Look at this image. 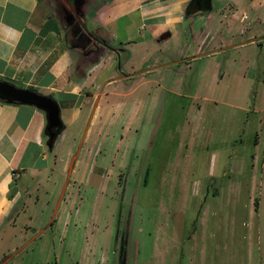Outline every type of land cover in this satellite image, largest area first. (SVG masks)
Masks as SVG:
<instances>
[{"label": "rangeland", "instance_id": "rangeland-1", "mask_svg": "<svg viewBox=\"0 0 264 264\" xmlns=\"http://www.w3.org/2000/svg\"><path fill=\"white\" fill-rule=\"evenodd\" d=\"M134 15L115 39L151 42L146 60L164 64L93 90L100 102L20 178L0 261L17 251L5 264H264V0H210L186 18L210 27L202 55L185 36L153 44L156 27ZM117 67L105 59L102 72Z\"/></svg>", "mask_w": 264, "mask_h": 264}, {"label": "crops", "instance_id": "crops-1", "mask_svg": "<svg viewBox=\"0 0 264 264\" xmlns=\"http://www.w3.org/2000/svg\"><path fill=\"white\" fill-rule=\"evenodd\" d=\"M187 3L188 0H0V80L50 95L60 107L66 130L84 117L85 110L90 111L92 100L100 102L103 98L93 93L95 88L127 80H132L133 86L141 80L135 78L138 72L143 74L164 64L146 60L153 49L151 42L131 36L115 39L118 27L123 29L128 22L132 25L133 13L135 20L139 18L142 24L156 27L151 35L153 44L185 36L193 47L190 55H202L196 44L208 41L202 34L210 27L207 24L193 30L184 24L191 16L186 12ZM75 22L81 28L80 39L71 30ZM138 43L145 46L147 56L140 69H135L130 58ZM79 54L82 60L76 62ZM113 57L118 58V77L102 72L105 59ZM45 126L43 109L0 99V237L11 228L5 220L19 201L25 184L20 178L44 164L48 148Z\"/></svg>", "mask_w": 264, "mask_h": 264}, {"label": "water", "instance_id": "water-1", "mask_svg": "<svg viewBox=\"0 0 264 264\" xmlns=\"http://www.w3.org/2000/svg\"><path fill=\"white\" fill-rule=\"evenodd\" d=\"M0 99L7 101V102L28 103V104H32L38 108L43 109L46 112V126L44 129V133L47 136L46 144L49 149L53 148L56 138L64 129V124L62 123L60 119V107L56 100H54L50 95L39 93L34 89L21 88V87L15 86L14 84L4 81V80H0ZM92 114L85 128L82 140L79 143L75 153L72 155L70 159L68 170H67L68 177L65 181L64 188L67 185L68 178L72 173L74 162L77 159V156L79 154L82 142L88 130L90 120L92 118ZM64 188L61 192L57 206L60 203V199L64 192ZM16 252L17 251L11 253L1 264H4L5 262H7Z\"/></svg>", "mask_w": 264, "mask_h": 264}, {"label": "flooded vegetation", "instance_id": "flooded-vegetation-1", "mask_svg": "<svg viewBox=\"0 0 264 264\" xmlns=\"http://www.w3.org/2000/svg\"><path fill=\"white\" fill-rule=\"evenodd\" d=\"M210 6V0H188L187 3V9L186 12L188 13V15H194L197 14L198 12H203V9L208 8ZM82 41V39H81ZM25 246V244L23 245ZM10 255V254H9ZM7 255L3 260L0 261V264L9 256ZM12 258V257H11ZM10 258V259H11ZM9 259V260H10ZM8 260V261H9ZM7 261V262H8ZM6 263V262H5ZM4 263V264H5Z\"/></svg>", "mask_w": 264, "mask_h": 264}, {"label": "trees", "instance_id": "trees-1", "mask_svg": "<svg viewBox=\"0 0 264 264\" xmlns=\"http://www.w3.org/2000/svg\"><path fill=\"white\" fill-rule=\"evenodd\" d=\"M80 31H81V28H79V25L77 24V22H75L72 26V32L74 33V36H76L78 38H79V36H82V35H80L81 34ZM80 38H82V37H80Z\"/></svg>", "mask_w": 264, "mask_h": 264}]
</instances>
